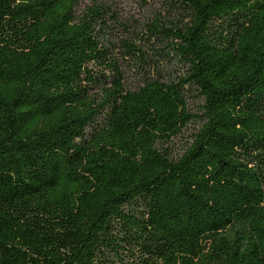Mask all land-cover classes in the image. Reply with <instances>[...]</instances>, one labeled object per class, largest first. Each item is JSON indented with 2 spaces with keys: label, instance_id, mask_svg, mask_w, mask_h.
<instances>
[{
  "label": "trees",
  "instance_id": "trees-1",
  "mask_svg": "<svg viewBox=\"0 0 264 264\" xmlns=\"http://www.w3.org/2000/svg\"><path fill=\"white\" fill-rule=\"evenodd\" d=\"M80 1L0 0V264H264V0Z\"/></svg>",
  "mask_w": 264,
  "mask_h": 264
},
{
  "label": "rangeland",
  "instance_id": "rangeland-1",
  "mask_svg": "<svg viewBox=\"0 0 264 264\" xmlns=\"http://www.w3.org/2000/svg\"><path fill=\"white\" fill-rule=\"evenodd\" d=\"M164 0H102L107 5H110L112 11L116 13L117 18L121 22L131 23L133 20L143 21L145 18H150L155 12L162 11V3ZM89 4L85 0H81L77 10L79 11L85 5ZM175 65L164 67L166 71H172ZM178 69V68H177ZM185 138H177L173 141V152L178 153L182 149Z\"/></svg>",
  "mask_w": 264,
  "mask_h": 264
}]
</instances>
